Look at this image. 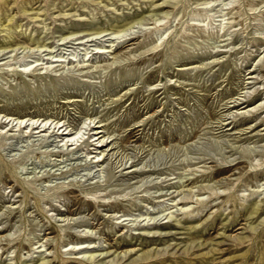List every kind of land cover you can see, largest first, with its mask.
<instances>
[{
	"label": "rangeland",
	"instance_id": "rangeland-1",
	"mask_svg": "<svg viewBox=\"0 0 264 264\" xmlns=\"http://www.w3.org/2000/svg\"><path fill=\"white\" fill-rule=\"evenodd\" d=\"M44 44L0 54V264H264V0H0Z\"/></svg>",
	"mask_w": 264,
	"mask_h": 264
},
{
	"label": "bare ground",
	"instance_id": "bare-ground-1",
	"mask_svg": "<svg viewBox=\"0 0 264 264\" xmlns=\"http://www.w3.org/2000/svg\"><path fill=\"white\" fill-rule=\"evenodd\" d=\"M138 22V20H135L133 22H131L130 24L115 30V31H108V30H101V31H97L95 33H89V34H82V33H69L68 35H66V33L61 34L60 40H65L69 37L73 36H77L75 37L73 40H80V42L82 41H86L88 39H95L98 36H104V35H111L113 36V40H111L110 44H108L109 48H113L114 46L118 47V49H121L123 47V45L128 44L130 41L136 40L138 37H140V34H134L133 33V25L136 24ZM141 22V21H140ZM139 22V23H140ZM138 24V23H137ZM138 26V25H136ZM135 26V27H136ZM134 27V28H135ZM138 28V27H137ZM136 30V29H135ZM110 36V38H111ZM107 37V36H106ZM100 38V37H99ZM109 38V37H108ZM109 38V39H110ZM107 39V40H109ZM117 41V42H116ZM54 47V45L52 44H44L43 46H28V45H19V46H15L12 48H0V54H8V53H12V59H16L18 57H16V53L19 54L18 52H16L17 50H20L21 52H24V56H27L28 53H34L36 51H45L48 50L50 51L52 48ZM114 49V48H113ZM116 49V48H115ZM30 53V54H31ZM22 55V54H21ZM18 56V55H17ZM20 71H25V70H20ZM6 124V123H5ZM8 125V124H7ZM6 127V126H5ZM34 129H36V131L34 133H41L44 132L45 129H40V127H35ZM3 131V130H2ZM9 131V130H8ZM1 132V131H0ZM237 180V179H236ZM28 185H30L29 183H27ZM233 186V184H232ZM261 187H255V189H250L249 190V194H245L246 197H248V199H252V198H258L259 197V192H260ZM155 225V224H154ZM169 225H165V224H159L158 226H154L155 229L158 228H166ZM71 245V244H70ZM84 247V242H80V243H75L72 246H65L61 248V251L59 253H57V256L59 258V260H61V258H63V256L65 255L66 251H68V253H73V251L77 250V252L81 251V248ZM87 248V247H85ZM84 249V248H83ZM35 252V251H34ZM41 252V251H40ZM38 253V252H37ZM44 253V252H43ZM41 254V253H40ZM48 254V253H47ZM101 254V253H100ZM45 257L48 255H44ZM100 255H98L99 257Z\"/></svg>",
	"mask_w": 264,
	"mask_h": 264
}]
</instances>
